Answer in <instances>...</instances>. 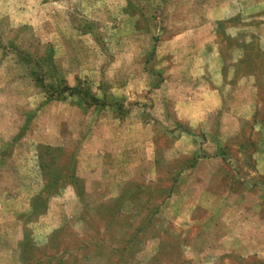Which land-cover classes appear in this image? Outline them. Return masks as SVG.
I'll return each instance as SVG.
<instances>
[{
    "label": "rangeland",
    "instance_id": "374dc122",
    "mask_svg": "<svg viewBox=\"0 0 264 264\" xmlns=\"http://www.w3.org/2000/svg\"><path fill=\"white\" fill-rule=\"evenodd\" d=\"M209 8L0 0V264H264V91L218 163L162 87Z\"/></svg>",
    "mask_w": 264,
    "mask_h": 264
},
{
    "label": "crops",
    "instance_id": "0c3cea01",
    "mask_svg": "<svg viewBox=\"0 0 264 264\" xmlns=\"http://www.w3.org/2000/svg\"><path fill=\"white\" fill-rule=\"evenodd\" d=\"M207 1L210 8L202 14V25L190 27L186 33L172 40V45L178 47L176 53L185 50L186 58L185 54L177 58L173 62L175 72L172 70L170 73H176V69L183 71L185 87L182 89L174 83V77L167 79L162 87H169L171 94L180 99L179 103L176 101L175 108L178 118L185 119L193 132L201 128L206 133L202 147L209 153L215 152L209 160L222 163L223 158L227 159L222 155L225 148L246 146L242 142L243 131L261 111L264 0ZM228 20H237L225 31L234 46L223 57L214 24ZM184 39L186 47L181 43ZM254 42L259 45L258 52L253 49ZM244 68L248 72L241 74ZM231 84H234L232 89ZM256 123L254 129L264 134V124L257 119ZM192 138L196 139L195 136ZM179 142L182 140L178 145ZM243 155L240 162H245L246 169V164L252 163L255 156L242 153L240 156ZM262 160L264 164V158ZM256 169L257 166L249 167V172L254 174L258 172Z\"/></svg>",
    "mask_w": 264,
    "mask_h": 264
}]
</instances>
